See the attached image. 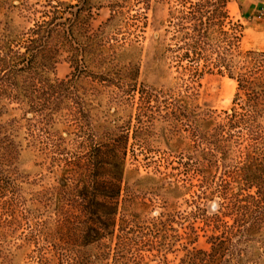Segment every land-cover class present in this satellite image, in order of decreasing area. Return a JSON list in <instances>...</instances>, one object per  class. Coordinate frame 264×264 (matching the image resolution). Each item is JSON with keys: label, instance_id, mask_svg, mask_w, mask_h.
Returning <instances> with one entry per match:
<instances>
[{"label": "trees", "instance_id": "1", "mask_svg": "<svg viewBox=\"0 0 264 264\" xmlns=\"http://www.w3.org/2000/svg\"><path fill=\"white\" fill-rule=\"evenodd\" d=\"M104 1L110 20L125 0ZM149 1L134 0L142 9ZM173 1L179 7L169 12L165 32L171 42L162 53L191 79L215 70L235 82L231 106L218 120L190 108L188 94L152 91L147 97L137 90L140 101L162 96L161 118L171 132L186 133L197 158H181L180 170L198 180L196 197L221 200L212 214L194 204L200 229L211 232L209 248L192 245L198 237L194 224L179 234L173 213L138 222L121 210L128 130L98 132L79 91L85 80L114 81L86 64L99 44L89 20L102 4L18 0L19 13L31 23L17 34L0 27V116L8 104L20 110L27 145L57 176L55 184L23 197L14 165L19 144L10 131L18 121L0 122V215L8 227L33 220L27 239L38 264H137L142 250L166 264L165 252L175 244L183 254L172 264H240L264 226V52L240 50L241 25L229 17V0ZM63 54L71 70L63 78L50 77ZM213 170L219 175L213 177Z\"/></svg>", "mask_w": 264, "mask_h": 264}, {"label": "rangeland", "instance_id": "2", "mask_svg": "<svg viewBox=\"0 0 264 264\" xmlns=\"http://www.w3.org/2000/svg\"><path fill=\"white\" fill-rule=\"evenodd\" d=\"M33 1L29 0V3ZM97 2L102 5L93 8L89 23L93 30L98 29L99 44L95 52L86 56V64L96 72L108 74L114 81L93 85L85 80L79 84V91L98 132L114 130V126L128 130L123 180L125 201L121 210L138 222L160 213H173V226L178 233H182L184 226L194 224L198 237L192 245L207 250L206 237L211 232L207 227L200 229L202 223L193 214L194 204L199 203L207 214H212L221 200L212 195L196 197L198 180L193 175H182L180 170L181 158H197L194 154L191 156L193 148L186 133L171 132L161 118L162 96L157 100L144 98L140 101L138 92L142 90L147 97L152 91L182 97L188 94L186 100L190 108L209 111L218 120L222 110L231 106L235 82L215 70H203L191 79L175 69L169 54L162 53V47L171 42V33L165 29L170 30L167 27L170 10L175 13L179 7L175 1L150 0L147 8L142 9L134 0H125L110 20H107L109 9L105 1ZM0 3L3 6L0 8V27H7L11 34H17L30 26L31 19L19 13L18 0H0ZM227 10L231 20L241 25L240 50L264 52V0H229ZM70 70L63 54L49 76L63 78ZM13 117L18 122L10 131L19 144L14 165L22 195L30 198L42 188L55 184L57 175L48 173L41 157L27 145L21 112L14 104H8L0 122L9 123ZM211 174L218 176L219 170H213ZM1 219L2 214L0 264H38L33 243L27 239L28 225L33 227V220L29 218L26 224L22 219L19 224L8 227ZM224 219L230 222L227 217ZM38 243H41L40 239ZM182 254L180 245H173L165 252L166 264L177 263ZM141 255L137 264H163L161 256L145 250ZM240 264H264V226L248 244Z\"/></svg>", "mask_w": 264, "mask_h": 264}]
</instances>
